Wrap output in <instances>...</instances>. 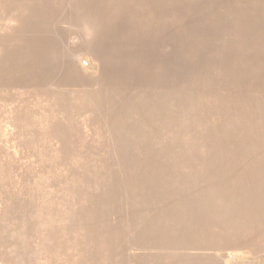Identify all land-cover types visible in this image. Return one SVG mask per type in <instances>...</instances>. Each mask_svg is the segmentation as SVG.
Masks as SVG:
<instances>
[{"label": "rangeland", "instance_id": "rangeland-1", "mask_svg": "<svg viewBox=\"0 0 264 264\" xmlns=\"http://www.w3.org/2000/svg\"><path fill=\"white\" fill-rule=\"evenodd\" d=\"M260 132L264 0H0V264H264V223L229 232L220 183L221 247L134 235L165 208L146 197H194L177 159L239 170Z\"/></svg>", "mask_w": 264, "mask_h": 264}, {"label": "bare ground", "instance_id": "bare-ground-1", "mask_svg": "<svg viewBox=\"0 0 264 264\" xmlns=\"http://www.w3.org/2000/svg\"><path fill=\"white\" fill-rule=\"evenodd\" d=\"M260 138L262 139L261 143H264L263 133H261ZM235 155H224L218 160L214 158H205L204 160L195 157L177 159L184 170L177 183L187 185L189 189H182V193L191 192L194 197L174 200L169 203L165 197L174 192V190L169 189L162 190L161 198L154 195L146 197L151 204L154 199L159 200L165 208H162L160 213L157 210L150 213H147L146 210L143 212L138 209L134 210L135 218L140 214L143 218L136 220L132 218L134 222L137 221L135 222L134 235L147 241L150 248L155 247L157 249L163 246L165 248L171 247L170 245L175 244V242L177 245L180 242L186 245H194L193 250L197 247H208L207 250L213 246L221 247L222 245L219 243L223 239L217 228V222L220 220L212 205V199L215 195V190L212 187L216 183L226 187L223 194L229 201L223 212L224 223L229 232L262 227L260 225L264 223V201H262L264 198V166L252 173L248 170L254 164L264 165V156L254 155L248 158L242 169L237 170L234 163L238 157ZM143 163L144 166L147 165L145 162ZM144 166H142L143 169ZM146 179L148 178L143 180ZM255 179L256 181H254ZM146 185L149 188V180L146 181ZM161 214H164L163 216L166 218L163 222L156 218ZM145 218L149 221L148 225L144 223ZM166 253L165 255H167ZM200 256L205 257L206 255L183 253L179 255L168 254L167 257H172V262L174 260L171 264H178L179 261L185 264H208V257Z\"/></svg>", "mask_w": 264, "mask_h": 264}]
</instances>
